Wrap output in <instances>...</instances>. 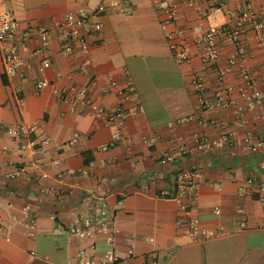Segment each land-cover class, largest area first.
Returning a JSON list of instances; mask_svg holds the SVG:
<instances>
[{
	"label": "crops",
	"instance_id": "1",
	"mask_svg": "<svg viewBox=\"0 0 264 264\" xmlns=\"http://www.w3.org/2000/svg\"><path fill=\"white\" fill-rule=\"evenodd\" d=\"M245 2L255 11L264 8V0H227L218 8L205 0H172L176 15L170 28L187 37L196 26H208L209 12L217 24H232ZM99 5L105 7L95 18L101 31L89 38L88 52H80L75 43H70L71 51H61L63 38L52 22L77 10L92 14ZM0 12L11 14L21 30L48 28L44 56L51 63L45 73L49 86L35 93L31 86L40 58L30 54L37 40L26 43L27 66L13 75L4 74L0 57V264H76L80 249L93 264H103L108 245L101 237L81 239L66 232L73 219L95 214L102 198L119 230L115 264H144L148 253L157 264H264V218L247 183L264 181V146L252 152L244 143L247 133L264 136V28L259 44L255 30L246 27L245 59L236 58L232 65L228 60L234 45L216 39L217 67L230 71L218 85L215 71L205 67V91L199 95L190 85L192 72L203 67L197 50L191 44L192 59L174 62L157 0H2ZM243 66L262 95L255 109L244 108L238 92ZM71 85L84 88L105 109L123 110L124 124L95 120L88 105L62 103L53 88ZM218 94L230 101L226 107L201 109L200 99L214 101ZM19 122L34 124V134L10 138L2 127ZM76 133L78 139L71 142ZM117 133L120 137L112 143ZM229 133L232 144L214 145ZM193 134L203 135L209 146L198 147ZM45 137L49 144L34 157L47 176L36 171L37 177H5L9 163L24 161L29 142L37 149ZM180 147L187 150L181 158L158 162L162 151ZM183 169L200 173L196 216L219 234L199 243L183 236L186 226L177 205L159 197L173 191L175 174ZM26 206L36 217L32 236L21 225ZM130 243L133 255L128 257Z\"/></svg>",
	"mask_w": 264,
	"mask_h": 264
},
{
	"label": "built area",
	"instance_id": "2",
	"mask_svg": "<svg viewBox=\"0 0 264 264\" xmlns=\"http://www.w3.org/2000/svg\"><path fill=\"white\" fill-rule=\"evenodd\" d=\"M2 0H0L1 2ZM211 8H218L224 6L227 0H205ZM160 10L164 18L160 23V27L164 32L168 43V48L171 56L176 64L188 63L193 55L191 54L190 45L192 44L197 53L195 57L202 63L203 67L200 70L193 71L191 74V89L202 95L205 91L204 77L206 73L205 67L212 68L216 73L217 84L222 85L224 79L230 71V67H217L218 48L216 39L224 37L230 41L235 47V53L230 56L228 63L232 65L236 58L245 59V50L242 43V36L245 33L246 27H251L257 33L258 43H260V31L264 28V8L255 11L250 4L245 2L238 9L236 20L232 24H217L214 14L207 13V18L210 21L206 28L200 25L196 26L191 34L184 37L181 32L171 29L175 21V5L172 0H157ZM105 11L104 5H99L94 13L88 14L84 10H77L68 12L60 19L52 22V29H57L63 40L60 44V49L63 52L71 51L70 43H75L82 53H87L89 49V38L101 31L100 22L95 19ZM36 39L38 46L31 52L40 58L37 65L38 78L31 86L35 93H39L49 86V81L45 75L46 70L50 67V60L44 56V52L49 49V29L43 27H28L21 30L14 17L5 12H0V57L2 63V70L5 75H13L20 69L27 66L28 56L26 53V43ZM264 51V47H263ZM241 79V86L238 92L244 101V108L255 109L260 105L261 92L258 90L255 80L250 74L249 70L244 66L240 68L239 73ZM111 87H115V83L111 81ZM127 88L131 89V82H127ZM121 92V91H119ZM53 93L64 104L69 106L88 105L91 108L95 120L103 121L106 124H115L121 127L124 124L126 114L120 108L108 110L103 106L94 103L84 88H79L74 85L63 88H53ZM229 100L225 99L221 94H218L214 101H207L200 99V107L206 111H214L229 104ZM140 109V108H139ZM238 112H241L243 107H236ZM264 119V115H262ZM4 132L14 139L22 137H30L34 134L36 126L34 124H27L23 122L14 125H4ZM231 133L224 136L214 145H221L222 143L232 144L230 141ZM79 135H73L71 142L78 139ZM117 133L112 138V143L119 139ZM198 147H208L205 137L201 134L192 135ZM50 142L49 137L43 138L37 149L34 148V143L29 142L28 150L25 149L23 154L24 161L18 164L9 163L10 169L5 173L8 179H16L21 177H37L36 171H40L41 177L47 175L41 171L40 163L34 157L36 151L43 150ZM234 143V142H233ZM244 143L249 151H256L264 146V136L258 137L251 133H247L244 138ZM187 150L183 147L167 149L161 152L158 157L160 164H166L174 159L181 158ZM53 164L57 166L59 161L54 159ZM82 174H88L87 170L81 171ZM201 175L194 169H183L178 171L174 177L173 191L160 192L159 197L173 201L181 215V219L186 226L184 237L189 243H199L207 239L214 238L219 234L216 231L203 227L200 220L196 216V209L194 206L195 198L198 195ZM248 186L257 194V200L262 209L264 218V181L253 184L252 181H247ZM57 192L51 190V194L55 195ZM23 212L27 214V219L21 223L26 229L27 234L32 236L36 230V217L31 213L29 207H24ZM241 213V211H238ZM218 213V210H215ZM111 214L109 213V204L106 198L100 199L96 207V213L90 216L73 219L71 223L66 226V232L73 237L81 239H93L101 237L108 245V249L103 253V264H115L120 257L114 249V242L119 232L116 225L113 223ZM244 225V217H241ZM152 241V239H146ZM133 255V246L130 243L127 250V256ZM76 264H93V260L84 249H80L75 257ZM52 264V263H47ZM144 264H157L153 254L148 253L145 256Z\"/></svg>",
	"mask_w": 264,
	"mask_h": 264
}]
</instances>
